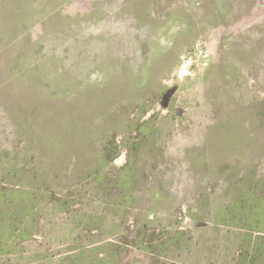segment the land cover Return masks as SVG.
<instances>
[{"label": "rangeland", "instance_id": "374dc122", "mask_svg": "<svg viewBox=\"0 0 264 264\" xmlns=\"http://www.w3.org/2000/svg\"><path fill=\"white\" fill-rule=\"evenodd\" d=\"M0 264H264V0H0Z\"/></svg>", "mask_w": 264, "mask_h": 264}, {"label": "crops", "instance_id": "0c3cea01", "mask_svg": "<svg viewBox=\"0 0 264 264\" xmlns=\"http://www.w3.org/2000/svg\"><path fill=\"white\" fill-rule=\"evenodd\" d=\"M182 157L184 158V155H182ZM197 168H199V167L197 166ZM197 168L192 167L191 168L192 170H190L187 166L183 167L182 168L183 170L181 169V174H180L182 177L181 178L182 181H184V180L188 181V183L182 185V189H180V193L182 192L181 195H183L187 191V189H185V188H187V187L191 188V190L193 192L191 199L198 197L201 194V189L203 188L202 184H200V182H199L200 181L199 175L203 171H201ZM190 173H193V174L196 173V176L190 175ZM185 199H188V198H185ZM185 199L183 198V200H185Z\"/></svg>", "mask_w": 264, "mask_h": 264}]
</instances>
